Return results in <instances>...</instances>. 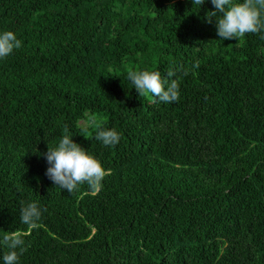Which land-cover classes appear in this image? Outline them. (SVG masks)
<instances>
[{
  "label": "trees",
  "instance_id": "1",
  "mask_svg": "<svg viewBox=\"0 0 264 264\" xmlns=\"http://www.w3.org/2000/svg\"><path fill=\"white\" fill-rule=\"evenodd\" d=\"M211 0H0V238L19 264H264V40L221 39ZM176 79L140 96L129 70ZM114 127L113 147L95 140ZM106 169L72 193L40 153L64 134ZM42 209L20 223L24 203ZM8 249L0 245V253Z\"/></svg>",
  "mask_w": 264,
  "mask_h": 264
},
{
  "label": "clouds",
  "instance_id": "2",
  "mask_svg": "<svg viewBox=\"0 0 264 264\" xmlns=\"http://www.w3.org/2000/svg\"><path fill=\"white\" fill-rule=\"evenodd\" d=\"M205 0H193L199 7ZM214 11L208 16H216V32L221 39L241 38L247 33L258 34L264 40V0H211ZM22 47V40L16 32L0 29V60L14 50ZM126 79L140 96H150L164 103L176 102L180 98V85L176 79L164 80L157 70H129ZM88 123L96 126L94 119ZM72 134H62L52 146L48 144L44 156L48 167L46 175L60 189L72 193L81 184L97 191L102 186L106 169L101 161L72 139ZM95 140L102 145L113 147L121 139L120 132L114 127L96 126ZM42 216V209L35 201L24 203L20 209V223L35 228ZM26 233L22 231L5 232L0 245L8 251L0 253V264H19V252L24 250Z\"/></svg>",
  "mask_w": 264,
  "mask_h": 264
}]
</instances>
